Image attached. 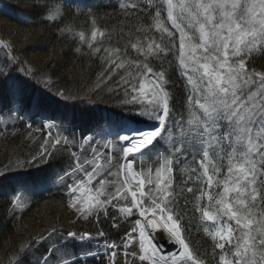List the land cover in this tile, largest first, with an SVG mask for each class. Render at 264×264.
I'll return each instance as SVG.
<instances>
[{
    "label": "snow or ice",
    "instance_id": "obj_1",
    "mask_svg": "<svg viewBox=\"0 0 264 264\" xmlns=\"http://www.w3.org/2000/svg\"><path fill=\"white\" fill-rule=\"evenodd\" d=\"M30 6L75 53L97 57L90 92L104 85L121 114L78 136L48 115L45 93L96 100L56 87L0 37V137L18 124L27 139L39 133L15 166L44 173L13 189L8 214L19 221L54 187L67 215L20 233L4 264H264V0H118L116 29L92 7ZM29 81L39 86L31 100Z\"/></svg>",
    "mask_w": 264,
    "mask_h": 264
},
{
    "label": "trees",
    "instance_id": "obj_2",
    "mask_svg": "<svg viewBox=\"0 0 264 264\" xmlns=\"http://www.w3.org/2000/svg\"><path fill=\"white\" fill-rule=\"evenodd\" d=\"M85 1L94 3L97 0ZM65 3L75 9L67 1ZM116 4L115 0H101L92 7L99 16L104 17L100 21L103 26L113 29L119 26L120 13L115 7ZM74 23L80 28L88 27L83 17L78 18ZM6 33H9V36ZM2 34L11 40L12 36H15V39L18 37V40L22 38V34L24 39L28 36V40L17 47V54L22 53L39 70L51 72L53 79L57 81L56 87L70 88L81 96L88 94L96 100V103L56 102V97L45 93L47 97H50V102L45 105L48 115L63 120L65 125L70 123L71 130L78 136L81 133L94 134L92 130L107 126L106 117L121 114L115 101L110 99L104 90V85L100 86L99 97L96 93L90 92V89L96 86L97 77L101 71V64L97 57L75 53L73 41L58 38L56 28L43 22L39 11L30 6V0H0V37L4 36ZM112 43L115 44V40ZM130 54L134 55V53ZM4 58L0 53V60ZM38 87L31 81L26 83L25 95L28 100L36 95L35 88ZM40 91L44 90L41 88ZM6 103L7 95L0 90V106ZM2 130L3 126H0V131ZM26 136L27 129L23 124H18L9 127L5 136L0 137V169H4L5 165L11 166V171H5V175L0 176V264H4L7 260L12 242L20 233L38 231L57 217L61 222L67 219L65 209L59 203L62 195L54 187L50 192L46 191L34 196L32 204L19 221L12 219L8 214V201L13 189H18L26 183H31L36 177L44 175L37 169L23 170L15 166L17 157H23L29 152L38 150L40 134L33 133V139H27ZM105 230L110 232L113 238H117L115 231L107 225ZM192 239L200 246H208L206 238L202 233H197L195 227ZM89 264L94 262L89 261Z\"/></svg>",
    "mask_w": 264,
    "mask_h": 264
},
{
    "label": "rangeland",
    "instance_id": "obj_3",
    "mask_svg": "<svg viewBox=\"0 0 264 264\" xmlns=\"http://www.w3.org/2000/svg\"><path fill=\"white\" fill-rule=\"evenodd\" d=\"M80 6H84L85 7V5L84 4H81ZM8 36H9V33H6ZM2 35H4L3 37L5 38V39H10L8 36H6L5 34H2ZM23 36H24V34H22ZM11 36V35H10ZM23 36H22V38H23ZM15 36H12V38L14 39H12L15 43H16V45H17V47H19V45L21 44H23V43H25L26 42V40L23 38H21V39H19L18 40V37L15 39L14 38ZM21 37V36H20ZM0 53L4 56V52L2 51V50H0Z\"/></svg>",
    "mask_w": 264,
    "mask_h": 264
},
{
    "label": "water",
    "instance_id": "obj_4",
    "mask_svg": "<svg viewBox=\"0 0 264 264\" xmlns=\"http://www.w3.org/2000/svg\"><path fill=\"white\" fill-rule=\"evenodd\" d=\"M143 128H146L147 126H142Z\"/></svg>",
    "mask_w": 264,
    "mask_h": 264
}]
</instances>
